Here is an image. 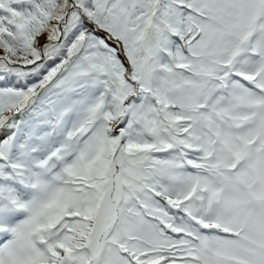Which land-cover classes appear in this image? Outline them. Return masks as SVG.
<instances>
[{"label": "trees", "instance_id": "obj_1", "mask_svg": "<svg viewBox=\"0 0 264 264\" xmlns=\"http://www.w3.org/2000/svg\"><path fill=\"white\" fill-rule=\"evenodd\" d=\"M255 1L73 0L58 36L50 19L62 17L69 0H0V129L7 136L14 126L9 135L17 144L37 128L34 119L63 103L77 108L75 125L96 112L94 122L103 116L96 155L109 158L104 166L115 158L125 174L127 155L140 153L131 178L161 164L150 147L166 146L171 154L197 148L190 111L202 101L206 84L195 80L218 72L235 54L259 10L250 7ZM41 35L49 42L39 47ZM166 56L180 65V81L159 66L169 65ZM5 138L0 145L7 146ZM6 146L0 154L13 157ZM97 199L87 193L80 212L91 219L89 230L72 220L75 230L55 244L56 257L62 246L79 248L82 231L86 241L94 236Z\"/></svg>", "mask_w": 264, "mask_h": 264}, {"label": "rangeland", "instance_id": "obj_2", "mask_svg": "<svg viewBox=\"0 0 264 264\" xmlns=\"http://www.w3.org/2000/svg\"><path fill=\"white\" fill-rule=\"evenodd\" d=\"M72 1H73V0H72ZM51 20H53L54 22H56V24H58V23L61 22V17L53 16V17H51L50 22H52ZM52 23H53V22H52ZM58 34H59V33H58ZM39 40H40V41L43 40V37H39ZM263 78H264V75H263L262 78H261V82H262ZM234 137H235L236 139H239L241 142H244V141H243V137H244V135L242 136V135H240V134H234V135L228 136V137H227V140L224 142V147H223L224 151L228 152V150H230V151L234 152V151H238V150H239L238 145L236 144V141H235ZM254 138H255V137H253V139H254ZM226 149H228V150H226ZM260 164H261V163H260ZM228 167H229V166H228ZM260 171H261V174H262V177H263V184H264V160H263V162H262V164H261ZM262 190H264V185L261 187V189L258 190V194L261 195V196L264 198V194L262 193ZM35 199H36V198H35ZM35 199H33V200L31 201V203H36V200H35Z\"/></svg>", "mask_w": 264, "mask_h": 264}, {"label": "water", "instance_id": "obj_3", "mask_svg": "<svg viewBox=\"0 0 264 264\" xmlns=\"http://www.w3.org/2000/svg\"><path fill=\"white\" fill-rule=\"evenodd\" d=\"M64 18H65V16H64Z\"/></svg>", "mask_w": 264, "mask_h": 264}]
</instances>
